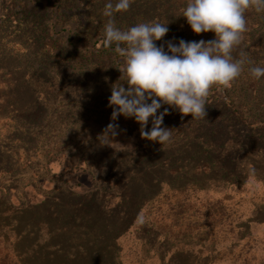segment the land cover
<instances>
[{
	"label": "rangeland",
	"instance_id": "rangeland-1",
	"mask_svg": "<svg viewBox=\"0 0 264 264\" xmlns=\"http://www.w3.org/2000/svg\"><path fill=\"white\" fill-rule=\"evenodd\" d=\"M106 3L0 0V261L264 264V77L249 65L230 88L213 87L205 119L164 105L163 146L123 116L114 138L100 136L111 86L124 83V58L102 44ZM186 4L133 0L115 24L167 25L165 51L214 40L192 32ZM245 16L233 56L264 67V12Z\"/></svg>",
	"mask_w": 264,
	"mask_h": 264
},
{
	"label": "clouds",
	"instance_id": "clouds-1",
	"mask_svg": "<svg viewBox=\"0 0 264 264\" xmlns=\"http://www.w3.org/2000/svg\"><path fill=\"white\" fill-rule=\"evenodd\" d=\"M133 0H107L103 15L104 47L115 45V52L124 58L118 69L119 80L111 86L108 105L113 109L112 122L100 136L114 138L118 134V117L133 118L140 125L142 139L160 146L172 140V129L162 127L168 108L192 119H205L207 97L213 87L230 88L247 68L259 80L264 67L252 65L247 52L240 50L248 31L245 13L254 9L264 12V0H187L181 16L195 35L213 33L214 40L167 41L168 26L160 22H141L127 30L115 24V14L126 12ZM118 80V81H119ZM167 105L163 112L159 110ZM159 112V115L157 113ZM151 118V130L146 131ZM143 222V217H138Z\"/></svg>",
	"mask_w": 264,
	"mask_h": 264
},
{
	"label": "trees",
	"instance_id": "trees-1",
	"mask_svg": "<svg viewBox=\"0 0 264 264\" xmlns=\"http://www.w3.org/2000/svg\"><path fill=\"white\" fill-rule=\"evenodd\" d=\"M62 10H63V9H62ZM234 114H235V115H238L239 118L242 119V117H240V115H239L237 112H235ZM237 118H238V117H237ZM239 118H238V119H239ZM239 120H240V119H239ZM219 220H220V219H219ZM220 221H221V220H220ZM214 223H215L214 221H211V222L209 223V225H212V224H214ZM1 236H2V235H0V238H2ZM3 239H4V240H3ZM5 239H6V240H5ZM7 241H8V238H5V237L2 238V243L4 244V246H5L6 249H7V246H6V244H7L6 242H7ZM186 242H188V241H186ZM0 264H7V263L5 262V259H4V260H1V261H0Z\"/></svg>",
	"mask_w": 264,
	"mask_h": 264
}]
</instances>
